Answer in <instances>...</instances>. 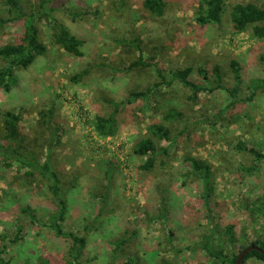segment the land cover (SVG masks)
Returning <instances> with one entry per match:
<instances>
[{"label": "rangeland", "instance_id": "rangeland-1", "mask_svg": "<svg viewBox=\"0 0 264 264\" xmlns=\"http://www.w3.org/2000/svg\"><path fill=\"white\" fill-rule=\"evenodd\" d=\"M22 1L28 14L51 12L52 18L37 23L47 53L17 70L18 83L10 92L0 89V133L1 114H19L28 153L43 161L47 149L40 139L49 131L39 113L53 110L51 124L60 128L61 145L51 151L52 165L68 206L63 227L87 242L79 263L121 264L122 257L112 256V244L131 236L127 253L139 256L140 264H214L195 250L208 235L229 256L264 243V213L252 210L257 201L264 203V160L236 149L243 143L264 154V41L248 32L235 34L227 18L221 25L200 27L195 22L198 0H165L161 18L145 11L141 0ZM55 21L81 41V57L51 42ZM23 29V21L10 24L0 33V46L17 42ZM231 61L240 67L239 83ZM185 68L193 69L190 80L204 88L195 101L175 82L162 86L150 101L125 103L131 92L160 82L157 70L168 76ZM215 68L222 77L220 89ZM116 103H124L117 132L100 138L92 123L96 116L108 117ZM171 106L182 114L163 122L172 144L157 143L168 154L158 153L154 169L144 172L140 166L146 158L133 148L149 123L161 122ZM191 158L211 168L208 198L204 180L192 173ZM24 172L0 165L2 258L9 264H70L68 242L44 227L55 201L45 182L38 176L27 181ZM26 207L36 223L21 213ZM230 226L233 245L225 234ZM244 264L264 263L248 259Z\"/></svg>", "mask_w": 264, "mask_h": 264}, {"label": "trees", "instance_id": "trees-1", "mask_svg": "<svg viewBox=\"0 0 264 264\" xmlns=\"http://www.w3.org/2000/svg\"><path fill=\"white\" fill-rule=\"evenodd\" d=\"M25 3L22 0H0V33L8 28L10 24L23 21V34L15 43H6L0 46V61L3 66L0 68V89L5 92H10L17 85L18 77L16 72L18 69H27L31 66L37 57H41L47 53V46L40 38L39 22L48 21L52 18L51 12L46 15L31 12L26 13ZM141 5L145 11L155 18L163 17L166 9L165 0H141ZM43 8V6H42ZM228 19L231 30L235 34L248 32L253 38L258 41H264V4L253 0H198V8L195 12V22L200 27L208 25H221L225 19ZM38 21V22H37ZM55 25L51 29V42L62 49L66 54L73 57H81L80 50L81 41L73 36L65 27L55 21ZM121 44H126L121 42ZM264 61V57H262ZM230 68L236 83L240 81V67L236 61L230 62ZM157 76L160 82L155 83L150 88L144 91H134L129 94V98L125 103L131 104L138 100L144 102L150 101L152 97L161 92L162 86L171 87L177 82L184 88L192 92L190 100L195 101V98L201 93L204 88L190 80V75L193 72L192 68L176 70L168 72V76L157 70ZM199 75L203 76L204 71L199 70ZM215 83L217 87L223 88L222 77L218 68L213 70ZM82 74H78L74 80L79 81ZM204 80L206 78L202 77ZM231 93V92H230ZM233 95V93H231ZM124 103L113 104V111L108 117L96 116L92 123L94 133L100 138L112 137L117 132L119 113L121 106ZM41 124L49 131L48 137H42L41 148H46L45 159L37 158L34 153H28L26 142L19 131L20 116L11 111H6L1 114L2 132L0 133V165L3 168L9 169L16 165L18 170H25L24 176L27 181L38 176L42 182H45V188L51 194L55 201V211L51 214L48 223L44 225L51 230L58 238L65 239L68 244V255L70 264H80L79 260L86 246V238L79 236L73 232L64 230V224L67 221L68 206L65 193L60 182V176L55 172L52 165L51 151L55 147L61 145L58 133L60 128L51 124L53 110L40 112ZM181 112L176 109V106H171L162 117V121L154 120L147 127L146 136L141 139L133 148V153L141 158H146L140 169L144 172H151L155 167V160L158 153L168 154V150L157 148L159 142H169L172 144L171 130L164 123H172L174 120L180 119ZM236 149L240 152L248 153L254 156L256 161H263L264 154L257 151L254 147H248L243 143H239ZM194 177H200L204 180V188L206 198L211 193V168L207 163L197 159H188ZM251 171L250 169L248 170ZM35 187V186H34ZM256 202L252 207L254 213L263 215L264 203ZM21 213L26 217L31 218V223H36L37 218L30 207L23 208ZM233 226L226 229V237L230 245L235 243L233 236ZM132 236L124 237L112 244V256L116 259L122 257L121 264H140L141 259L135 254L127 253L130 247ZM264 250L263 242H254L251 244ZM195 250H200L204 253L205 258L214 264H236L239 255L229 256L225 253L223 244L217 242L212 235L203 238V241L195 246ZM6 248L0 249V264H9L2 258ZM248 259H257L264 263V256L257 251H251L246 254L243 259V264ZM49 264L46 260L42 264ZM159 264H176L170 261H162Z\"/></svg>", "mask_w": 264, "mask_h": 264}, {"label": "water", "instance_id": "water-1", "mask_svg": "<svg viewBox=\"0 0 264 264\" xmlns=\"http://www.w3.org/2000/svg\"><path fill=\"white\" fill-rule=\"evenodd\" d=\"M251 251H257L260 254H262L264 256V250L256 247V246H248L247 248H245L238 256L237 260H236V264H243V259L246 256V254L250 253Z\"/></svg>", "mask_w": 264, "mask_h": 264}]
</instances>
